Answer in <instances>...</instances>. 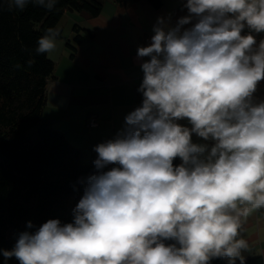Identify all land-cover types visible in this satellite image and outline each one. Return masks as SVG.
Returning a JSON list of instances; mask_svg holds the SVG:
<instances>
[{"label": "clouds", "instance_id": "clouds-1", "mask_svg": "<svg viewBox=\"0 0 264 264\" xmlns=\"http://www.w3.org/2000/svg\"><path fill=\"white\" fill-rule=\"evenodd\" d=\"M29 3L51 11L56 0L9 7ZM182 10L175 23L158 17L138 48L142 102L94 146L73 221H29L35 231L0 249L5 262L245 264L243 223L264 208V39L253 34L264 33V0H186ZM58 36L49 28L36 52L50 54Z\"/></svg>", "mask_w": 264, "mask_h": 264}, {"label": "trees", "instance_id": "trees-1", "mask_svg": "<svg viewBox=\"0 0 264 264\" xmlns=\"http://www.w3.org/2000/svg\"><path fill=\"white\" fill-rule=\"evenodd\" d=\"M149 2L157 7L162 0ZM101 7V0H56L51 11L33 3L21 11L0 0V249L11 250L21 232L35 231L49 219L71 223L84 192L81 180L96 171L94 160L85 161L81 149L43 118L54 62L36 49L49 28L63 36L59 22L66 10L96 15ZM29 221L35 228H27ZM0 264L19 261L5 262L0 254ZM211 264L229 261L219 258ZM245 264H264V259L249 256Z\"/></svg>", "mask_w": 264, "mask_h": 264}, {"label": "crops", "instance_id": "crops-1", "mask_svg": "<svg viewBox=\"0 0 264 264\" xmlns=\"http://www.w3.org/2000/svg\"><path fill=\"white\" fill-rule=\"evenodd\" d=\"M101 2L96 15L66 10L59 22L63 36L57 37L56 48L47 53L54 70L43 107V118L83 155L93 158H97L94 146L113 138L124 126L125 116L140 105L137 86L143 72L137 50L150 44L157 18L171 16L175 23L187 14L182 10L186 0H162L157 7L149 0ZM90 115L98 119L97 126L86 125ZM193 140L203 143L195 135ZM239 238L249 244L245 258L261 255L264 259V208L247 217Z\"/></svg>", "mask_w": 264, "mask_h": 264}, {"label": "built area", "instance_id": "built-area-1", "mask_svg": "<svg viewBox=\"0 0 264 264\" xmlns=\"http://www.w3.org/2000/svg\"><path fill=\"white\" fill-rule=\"evenodd\" d=\"M256 35V39H257V43H259V41L261 39H264V34L261 35V34H254ZM258 88L260 89V92L259 93H256L255 96L258 100L260 99H264V81L261 82V84L258 86ZM98 124V119L96 118L95 115H90L87 119V123L86 125L88 127H94V126H97Z\"/></svg>", "mask_w": 264, "mask_h": 264}, {"label": "rangeland", "instance_id": "rangeland-1", "mask_svg": "<svg viewBox=\"0 0 264 264\" xmlns=\"http://www.w3.org/2000/svg\"><path fill=\"white\" fill-rule=\"evenodd\" d=\"M83 158H84L85 161H92V160H95L96 159V157L95 158L90 157L86 153H85V155H83Z\"/></svg>", "mask_w": 264, "mask_h": 264}, {"label": "water", "instance_id": "water-1", "mask_svg": "<svg viewBox=\"0 0 264 264\" xmlns=\"http://www.w3.org/2000/svg\"><path fill=\"white\" fill-rule=\"evenodd\" d=\"M166 243H169V244H171V243H173V241H166Z\"/></svg>", "mask_w": 264, "mask_h": 264}]
</instances>
